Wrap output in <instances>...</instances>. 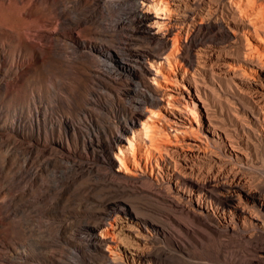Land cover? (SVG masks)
<instances>
[{
  "label": "rangeland",
  "instance_id": "rangeland-1",
  "mask_svg": "<svg viewBox=\"0 0 264 264\" xmlns=\"http://www.w3.org/2000/svg\"><path fill=\"white\" fill-rule=\"evenodd\" d=\"M109 1L0 0V264H107L109 253L88 245L86 228L102 222L112 202L159 230L145 249L149 264L264 262V214L258 209L249 207L256 215L251 223L225 222L217 213L224 190H214L215 200L203 209L190 188L151 172L158 154L144 146L136 162L130 155L125 168L114 163L112 134L128 121L137 98L124 93L130 76L120 61L127 48H160L146 38L115 33L117 23L131 18L124 3ZM194 1L171 13L185 32L175 50L171 44L165 51L173 63L189 56L184 42L194 21L185 19L191 13L196 22L205 21V9L236 3L264 32V0ZM248 43L242 37L218 53L237 59L257 46ZM101 45L109 50L102 57L96 49ZM100 57L109 71L100 68ZM198 80L220 133L234 140L237 152L230 161L214 138L193 178L240 184L264 197V110L254 91L227 80L215 83L211 76ZM200 105L208 123L207 107ZM153 119L166 128L163 119ZM156 130L155 141L162 142L165 134Z\"/></svg>",
  "mask_w": 264,
  "mask_h": 264
},
{
  "label": "bare ground",
  "instance_id": "bare-ground-1",
  "mask_svg": "<svg viewBox=\"0 0 264 264\" xmlns=\"http://www.w3.org/2000/svg\"><path fill=\"white\" fill-rule=\"evenodd\" d=\"M104 1L106 0H98V3L104 4ZM110 1L115 4L124 3L125 15L127 18H131L130 22L127 20L117 23L116 29L114 28L115 33H123L127 38H146L155 42L158 45L156 48L159 47L163 51L127 48L125 58L120 61L121 71L130 76V88L126 89L124 93H134L137 98L134 107L131 106L133 109L128 112V121L120 122V130L112 134L113 145L110 150L114 155V163L116 161V164L118 162L125 168L130 160V155L136 162L135 156L140 155L141 146L148 150H156L155 153L158 154L157 157L154 155L156 168L151 163L153 174L160 175L162 173L165 178L168 177V179L190 188V197H200L205 210H208L209 202L215 200L214 190H224L225 195L221 198V205L217 209V213L223 220L227 222L229 218H233L238 225L241 221L244 223L253 222L256 215L254 217V213H251L249 207H254L264 214L263 196L240 184L230 186L219 180L208 179L200 182L193 178V174L194 166L207 158L208 149L212 146L214 138L220 140L225 157L230 161L236 155L234 151L237 150L233 149L236 147L234 140L220 133L222 129L220 130V126L215 123L210 105L208 107L209 103L207 104L203 96L208 98V94L203 93L200 89L199 75L205 78L211 76L215 83L223 84L224 80L230 81L237 89L248 86V89L254 91L255 103L261 106V110H264L262 99L264 98L263 30L259 24L254 23L257 22L254 21L255 18L252 22L249 15L243 12L239 5L232 2L231 6L225 7L226 9L215 11L205 9V16L202 15L204 18L206 17L205 21L196 22L195 15L191 13L185 19V21H190V19L194 21L191 28L186 31V41L184 42L190 51L189 56L183 58L182 61L174 60L173 63L170 60L171 55H165V51L171 44L174 49L175 44L183 41L185 32L177 17L174 19L171 17V13L175 11L173 8L180 9L188 0ZM241 36L247 43L253 40L258 46L245 52L242 55L244 59L240 56L242 61L240 57L238 60V58L218 53L229 46L238 45ZM147 42L149 43V41ZM204 42H206L205 45H203ZM96 49L101 57L109 53L108 48L104 45L98 46ZM101 57L99 58L100 68L109 71L111 66L106 65L107 63L104 64L105 61ZM166 64L169 68H166ZM247 70L252 73L251 76L246 74ZM252 76L255 78H251ZM229 83L227 82V84ZM151 84L162 88V90L153 89ZM133 86L136 87L135 90L132 89ZM194 90L197 92L198 102L193 94ZM199 103L204 105V108L207 107L205 113L208 123ZM153 118L163 119L166 122V128H160ZM260 118L259 116L255 118L258 123ZM156 129L165 134L161 136L166 140L155 141L159 135L152 132H157ZM262 129H264L263 126ZM228 146L232 150H229ZM115 147L118 152L115 151ZM147 155L150 156V152ZM118 172L120 173L121 170ZM110 209L112 211L108 210L110 213L108 212L109 214L102 222L100 221L94 227L86 228L90 242L88 245L97 252H108L109 255L106 254L107 264H149L150 255L146 253L145 249L152 241L151 234L159 232V230L135 216L119 203L112 202ZM260 264H264V262L262 261Z\"/></svg>",
  "mask_w": 264,
  "mask_h": 264
}]
</instances>
